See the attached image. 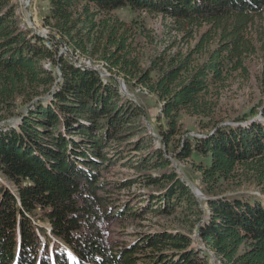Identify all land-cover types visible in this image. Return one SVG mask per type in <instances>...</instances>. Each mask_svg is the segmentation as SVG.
<instances>
[{
    "label": "trees",
    "instance_id": "obj_1",
    "mask_svg": "<svg viewBox=\"0 0 264 264\" xmlns=\"http://www.w3.org/2000/svg\"><path fill=\"white\" fill-rule=\"evenodd\" d=\"M47 2L43 36L23 21L16 0H0V174L12 183L0 184V264H213L211 257L264 264V120L216 117L224 90L251 79L255 57L264 104V0ZM119 9L163 14L176 39L144 65L142 38L151 35ZM121 80L159 102V145L142 134L148 110ZM182 112L210 119V132L184 137ZM133 132L141 135L135 142ZM170 153L193 158L202 196ZM126 160L152 187L150 210L179 216L182 227L115 248L101 229L107 211L98 191L103 169Z\"/></svg>",
    "mask_w": 264,
    "mask_h": 264
},
{
    "label": "rangeland",
    "instance_id": "obj_2",
    "mask_svg": "<svg viewBox=\"0 0 264 264\" xmlns=\"http://www.w3.org/2000/svg\"><path fill=\"white\" fill-rule=\"evenodd\" d=\"M16 3L18 5V13L23 21L36 32L47 36L49 30L43 25L42 20L43 15L49 9L47 0H16ZM115 13L127 21L138 19L145 25L147 32L150 33V39H148L149 37L142 38V42L145 44L142 52V62L144 65L149 64L150 57L153 53L159 49L162 50L171 41L176 39V31L173 30L170 19L163 14L149 13L142 10L134 12L128 9H119ZM60 49L63 52L68 50L65 45H62ZM75 58L79 64L85 63L87 65H93L96 68L102 69L103 72L105 71L102 64L98 61L96 62L82 55H76ZM249 64L252 73L251 79L235 80L222 94L216 117L223 124L235 122L234 120L236 118L246 115H249V119L246 120L248 122L257 119L264 120V115L260 112L264 105L261 104L263 95L256 80V75L261 69V60L255 57ZM47 65L49 66V63ZM127 90L130 96L140 103H143L148 110V115L142 118L143 122L147 125V128L142 134L145 136H148L146 133L152 134L157 138L156 143L159 145L160 141H158V133L156 130L157 119L160 115L159 102L154 95L148 93L146 90L143 91L139 88L130 90L128 86ZM251 111H256V113L251 114ZM181 120L184 137L205 136L210 132L211 127L207 126L210 125V119L206 117L192 116L186 112H182ZM161 121H164V119L162 118ZM129 135L131 136L128 139L132 142L137 141L141 137L136 132ZM174 153H170L169 156L180 175L192 186L197 195L202 196L200 172L194 168L193 158L179 160L174 156ZM198 159L197 161H199ZM141 173L140 170L129 163V160L124 161V163L117 161L108 164L102 171L105 185L98 193L104 200L105 206L107 204L106 207H103L107 211V215L101 221L100 225L105 241L109 246L115 248L123 247L132 244L136 240L140 241L150 233L164 229H181L182 227L178 220L180 219L179 216L156 215L150 210L152 205L150 202L147 203L145 198L148 196L152 187L146 186L145 183L141 182ZM125 181L130 182V184L124 186L123 184L127 183ZM0 184L12 186V183L1 174ZM226 188L228 191H232L233 189L227 186ZM241 189L249 193H261L255 185H244ZM122 206L136 208V214L122 218L117 214ZM143 207L145 208L141 209ZM41 223L45 227L48 226L45 222ZM194 238L196 245L203 246L202 243L200 244L198 242L197 234L194 235ZM211 262L213 264H220L216 261L215 257H211Z\"/></svg>",
    "mask_w": 264,
    "mask_h": 264
},
{
    "label": "water",
    "instance_id": "obj_3",
    "mask_svg": "<svg viewBox=\"0 0 264 264\" xmlns=\"http://www.w3.org/2000/svg\"><path fill=\"white\" fill-rule=\"evenodd\" d=\"M121 87L124 91H126L128 93V90H127V86H126V83L124 80H121Z\"/></svg>",
    "mask_w": 264,
    "mask_h": 264
}]
</instances>
